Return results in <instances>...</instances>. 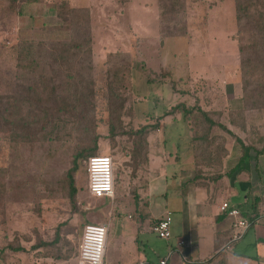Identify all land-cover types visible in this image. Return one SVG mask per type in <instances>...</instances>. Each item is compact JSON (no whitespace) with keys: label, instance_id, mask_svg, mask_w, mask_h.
Instances as JSON below:
<instances>
[{"label":"rangeland","instance_id":"374dc122","mask_svg":"<svg viewBox=\"0 0 264 264\" xmlns=\"http://www.w3.org/2000/svg\"><path fill=\"white\" fill-rule=\"evenodd\" d=\"M60 1H40V5L24 1L22 15L11 12L2 18L0 12L1 92H10L14 88L16 59L13 46L19 40H44L54 44L78 37L80 28L63 27L62 18L56 14V4ZM74 5L89 9L91 15L96 114L101 134L99 147L114 156L115 197L92 196L83 160L75 174L77 200L75 204L71 201L67 171L73 164L80 137L75 131L74 116L60 117L56 126H48L47 132L41 133L34 142L16 143L10 139L7 130H0V249L9 242L21 241L25 237L21 232L30 233L33 226L43 227L46 223L44 234L48 236L55 234L61 227L59 224L65 234L67 228H74L69 233L76 234L79 238L76 241H79L85 222L103 221L110 224L111 239L106 260L111 253L117 254L116 241L124 240L123 236L128 239L133 234L140 238L138 246L146 257H157L159 251L145 247L143 238L148 236L161 245L167 239L156 235L147 224L142 232L134 231L132 225L136 219L129 217V212H133L130 206L133 194L130 192L138 185L146 186L152 160L153 164L158 163L155 157L151 159L152 153L165 156L163 170L164 176L168 175V179L162 178L167 186L162 190L165 194L157 197L172 202V196L180 194L182 184H177L171 177L176 169L181 171L192 165L194 132L181 112L167 114L173 105L198 101L208 108L237 110L243 106L234 1L77 0ZM117 49L129 51L133 58V89L126 87L127 94L130 92L132 97V107L124 117L125 122L134 126L159 122L156 131L148 134L146 159L142 154L138 159L132 157V135L109 137L107 106L102 104L109 68L105 66V58L109 51ZM50 51L47 49L44 53L48 55ZM173 78L177 80L176 88L172 86ZM226 79L232 83H223ZM129 104L131 106V99ZM247 121L250 130L237 129L240 138L249 142L254 141L255 135H263L264 110L260 114L249 112ZM229 137L233 139L234 136ZM219 196L223 199L224 192ZM86 205L89 206L87 210ZM129 243L128 239V246ZM6 252L4 248L0 251L3 257ZM116 260L118 258L111 259L112 262ZM68 262L76 264L74 258Z\"/></svg>","mask_w":264,"mask_h":264},{"label":"trees","instance_id":"16d2710c","mask_svg":"<svg viewBox=\"0 0 264 264\" xmlns=\"http://www.w3.org/2000/svg\"><path fill=\"white\" fill-rule=\"evenodd\" d=\"M24 1L49 0H0L2 18L11 12L22 15ZM233 1L243 106L237 110H228L226 114L223 108H208L198 101L194 104L182 101L167 111V114L181 112L194 132L192 137L194 167L191 179L199 184H208L222 177L226 164L225 157L229 153L227 147L229 135L234 136L241 144L242 161L249 159L250 156H258L262 151L264 153V145L258 149L251 142L245 143L228 126L230 122L242 132L248 131L250 130L248 113L257 111L260 114L264 110V0ZM56 14L62 18L63 27L80 28L76 35L78 37L73 40L68 38L59 40L54 44L44 40L21 39L13 46L16 59L14 88L10 92L0 91V130H7L10 139L16 143L34 142L41 133L47 132L48 126H56L60 117L74 116L75 131H78L80 137L75 146L73 164L67 171L69 179L67 185L69 197L75 204L78 190L75 174L79 171L81 162L84 160L86 163L91 155L107 153L99 147L101 134L98 132L96 114L97 87L89 9L71 6L68 0H61L56 4ZM47 49L51 50L48 55L44 53ZM105 66H109L108 83L105 95L102 96L104 98L102 104L105 103L107 106L109 137L114 139L119 134L132 135V157L138 159L141 156L139 154H142L146 159L149 148L148 134L156 131L159 122L139 126L125 122L124 117L132 107L131 94L126 92V87L128 90L133 89L131 53L122 49L109 51L106 54ZM36 72H39L38 76L33 79L32 76L34 74L36 76ZM172 86L177 87V80L174 78ZM127 125H130V128ZM254 138L255 141L264 142V133L255 135ZM109 155L114 159L112 154ZM115 178L117 179L116 173ZM142 186L138 185L131 191L135 204H138L141 198L139 189ZM246 218L251 226L253 220ZM59 225L61 227L51 236L52 240L37 237L34 247L43 245L44 251H52L53 246L58 247L54 255L61 257L63 251L59 242L62 225ZM73 229L67 228L66 231L69 233ZM24 235L27 238L28 235ZM230 235L231 230L228 239ZM4 248L16 251L25 249L19 239L17 243L9 242Z\"/></svg>","mask_w":264,"mask_h":264},{"label":"crops","instance_id":"0c3cea01","mask_svg":"<svg viewBox=\"0 0 264 264\" xmlns=\"http://www.w3.org/2000/svg\"><path fill=\"white\" fill-rule=\"evenodd\" d=\"M68 1L71 6H75L77 0ZM30 4L38 5L39 2H30ZM44 14L48 16L47 13ZM231 81L226 79L223 83L231 84ZM233 109H225V113L228 114V110ZM228 126L235 134L239 135L237 127L230 122ZM243 141L245 143L251 142L258 149L264 145L263 141L248 142L245 139ZM227 147L229 153L225 157L224 173L217 181L208 184L200 182L201 184H199L191 179L194 167L193 155L192 165L189 168H182L181 171L176 169L171 178L177 180V184H182V187L180 194L176 197L172 196V202L157 197V195L165 194L162 190L167 188L166 181L162 180V178L168 179V175L164 176L165 172L163 170L166 159L164 155L151 153V159L155 157V161L158 163L153 164L154 160H152L150 164L151 170L147 186H142L139 189L141 195L139 203L135 204L130 198V206L133 212H129V217L136 219L132 228L136 233H139L143 231L142 229H145V224L149 229H152L153 221L156 218L163 216L167 210L171 211L173 215L172 236L162 245L148 236L143 238L145 247L159 251L157 257H146L138 246L140 238H137L134 234L128 238L130 240L129 246L127 245L128 239L123 236L124 240L120 238V241H116L117 254L111 253L109 259L106 260L108 242L111 239L110 224L106 223L108 235L104 264H158L161 259L167 256L166 264H264V153L262 151L258 156H250L249 159L242 161V146L235 137L233 139L228 138ZM159 160L161 161L159 162ZM220 192H224L223 199L219 198ZM148 195H154L155 198L151 199ZM225 201H228L231 206L239 207L242 213L252 219L253 222L240 240L229 247L222 248L228 241L231 230L230 224L233 219L231 215L227 214L226 210L222 209V204ZM170 204H173V206H169ZM119 205L121 206V203ZM88 207L86 205L85 210ZM44 225L43 227L33 226L30 233L21 232L23 236H25L24 234L28 235L27 238L26 236L21 238V245L25 249L16 251L5 249L3 245L0 251L4 248L7 252L4 255L5 257L0 253V264H36L38 262L68 264V261L73 258L77 264L82 236L79 241H76L79 239L76 234L72 236L71 233H67L65 238V232L62 231L59 246L63 251V255L56 257L54 253L58 247L53 246L52 251H44L45 246L43 245H39L37 248L34 247L38 240L37 237L43 240H52L50 235L44 234ZM180 237L189 241L188 246L185 248L189 261H185L178 252L169 254V250L175 247ZM65 239L67 242L64 241ZM38 251L40 252L36 253ZM115 258H118V260L112 262L111 259Z\"/></svg>","mask_w":264,"mask_h":264},{"label":"built area","instance_id":"2783aa9c","mask_svg":"<svg viewBox=\"0 0 264 264\" xmlns=\"http://www.w3.org/2000/svg\"><path fill=\"white\" fill-rule=\"evenodd\" d=\"M88 172V189L96 197H113L115 195V164L109 154H95L89 156L86 161ZM222 209L233 217L230 229L231 235L222 248L229 247L240 240L250 226V221L242 214L241 209L231 206L228 201L223 202ZM173 215L166 211L152 224L153 231L162 238L170 239L172 236L171 224ZM108 226L106 223L87 222L84 225L82 238L79 244V264H104L107 246ZM189 241L183 237L178 238L175 247L169 250V254L178 252L185 261H189L185 248ZM219 251V250H218ZM168 256L161 259L158 264H166ZM45 264V263H38Z\"/></svg>","mask_w":264,"mask_h":264}]
</instances>
